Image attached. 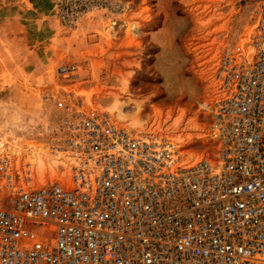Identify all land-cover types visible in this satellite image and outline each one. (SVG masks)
Listing matches in <instances>:
<instances>
[{"label":"built area","instance_id":"built-area-1","mask_svg":"<svg viewBox=\"0 0 264 264\" xmlns=\"http://www.w3.org/2000/svg\"><path fill=\"white\" fill-rule=\"evenodd\" d=\"M251 19L215 77L207 151L218 163L205 152L180 164L170 141L71 91L44 94L55 113L43 146L70 168L58 163L57 183L34 188L29 164L0 151V264H264V0Z\"/></svg>","mask_w":264,"mask_h":264},{"label":"rangeland","instance_id":"rangeland-1","mask_svg":"<svg viewBox=\"0 0 264 264\" xmlns=\"http://www.w3.org/2000/svg\"><path fill=\"white\" fill-rule=\"evenodd\" d=\"M258 1L0 0V151L19 168L30 164L34 188L57 183L56 165L44 169L32 154L61 159L43 146L55 111L42 96L63 90L128 129L141 117L144 134L166 140L161 122L174 138L194 134L216 95L221 58L247 41ZM64 63L77 74L58 76ZM200 119L198 131L212 132L211 116Z\"/></svg>","mask_w":264,"mask_h":264},{"label":"bare ground","instance_id":"bare-ground-1","mask_svg":"<svg viewBox=\"0 0 264 264\" xmlns=\"http://www.w3.org/2000/svg\"><path fill=\"white\" fill-rule=\"evenodd\" d=\"M146 107H147V105L145 103L141 104L138 107L139 113H141V112L143 113L146 110ZM111 110L114 113H117V116L120 119L123 118V115H124L123 109L121 106H119V104H115L111 108ZM208 110H209V105L207 107H205V109L199 113L200 115H198L197 121L192 126L193 128H196L197 131L194 134L191 133V135L189 133L190 136H188L187 138L182 137V135L185 133H183L182 135L180 134L181 136L179 138L172 137L171 135L177 133L178 131L173 130L172 127H170L171 124H169V123H166V122L162 123L161 122L157 125L158 130L164 134L163 136L166 138V140L168 139V140L172 141L171 143H172V145H173V147L177 153V157L179 159L180 164H186V165L192 164L195 161L199 160L202 157V155H205V152L208 156H210L213 159V161L215 163L219 162L217 153H214V152L211 153L210 151L209 152L207 151V150H209V148H211V146H213L214 148L217 146V142H216L215 135L213 134V132L202 134L198 131L200 128H202V123H201L202 119H200V118L201 117L209 118L211 116ZM107 114H109V113H107ZM109 116L111 118L113 117L111 114H109ZM112 119L116 122V120L114 118H112ZM179 126H180V124H179ZM146 127L147 126L145 125V122L141 121V117L139 119H137L136 121H134L129 126V128L131 130H133L134 132H137L139 134L145 133ZM124 128H126V127H124ZM211 128H213V126H211ZM126 129H128V128H126ZM185 131H187V130H185ZM180 132L181 131H179V133ZM150 134H153V133H150ZM176 136H178V135H176ZM201 151H203V154H201ZM11 157L14 159V163L16 165L15 157L14 156H11ZM65 158H66L65 160L64 159L62 160V159H60V157L58 155H54L53 158L44 159L39 154H36V153L32 154V159L33 160L37 159L40 167H42L44 169L45 168H51L52 170H54L55 165H57L61 161L64 163L66 168L69 169L70 164H71V162H69L70 158L67 156H65ZM27 164H29V163H27ZM16 167L21 171V168H19L18 166H16Z\"/></svg>","mask_w":264,"mask_h":264}]
</instances>
